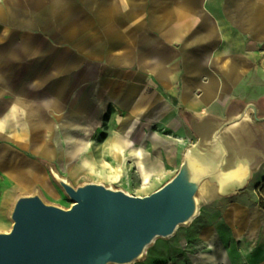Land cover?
Returning <instances> with one entry per match:
<instances>
[{
    "label": "crops",
    "instance_id": "1",
    "mask_svg": "<svg viewBox=\"0 0 264 264\" xmlns=\"http://www.w3.org/2000/svg\"><path fill=\"white\" fill-rule=\"evenodd\" d=\"M254 7L264 0H0L1 181L49 185L39 157L55 160L80 138L146 195L178 171L201 124L235 119L228 131L258 151L246 190L216 193L214 221L191 245L181 233L170 246L176 264H264V30L248 28ZM160 239L146 261L161 258Z\"/></svg>",
    "mask_w": 264,
    "mask_h": 264
},
{
    "label": "water",
    "instance_id": "2",
    "mask_svg": "<svg viewBox=\"0 0 264 264\" xmlns=\"http://www.w3.org/2000/svg\"><path fill=\"white\" fill-rule=\"evenodd\" d=\"M235 119L200 127L199 140L184 153L178 171L146 195L100 182L73 186L51 170L71 200L68 208L38 192L19 194L12 225L0 231V264H131L157 238H169L197 215L202 196L242 190L250 175L248 156L258 152L228 131Z\"/></svg>",
    "mask_w": 264,
    "mask_h": 264
},
{
    "label": "rangeland",
    "instance_id": "3",
    "mask_svg": "<svg viewBox=\"0 0 264 264\" xmlns=\"http://www.w3.org/2000/svg\"><path fill=\"white\" fill-rule=\"evenodd\" d=\"M256 79H258L259 81L260 77L258 78L249 76L248 80L255 81ZM262 95L264 96V76L261 77V83L259 85L258 91L256 92L257 97ZM255 104H264L263 98L259 97ZM95 134V131L91 128L87 131V135L90 137ZM84 135H82V137H84ZM80 143L81 142L79 138L77 139L76 147L74 146L71 148V150H67L65 154H63V150H61V155L55 160H49L43 157H39V162L47 170L49 185L44 186L43 183L36 182L32 185H26L23 183L18 187H13L16 184L12 183L11 185L9 182L7 186L4 181H1L0 179L1 199L5 200V193H8V203L5 207L8 222L5 228L0 229V231H8L10 229L12 225V221L9 217L10 210L12 208L14 200L19 194H32L34 192H38L41 197L48 203L59 205L64 208H68L71 205V200L55 180L51 170L56 171L61 177L67 179L73 186H78L85 182H100L105 184L106 186L119 188L130 194L142 196V194L145 192V188L133 186L134 183H132L130 178H127L125 176L122 171V167L111 170L107 167L99 166L96 162V158L92 154V151H87L86 153L83 149L85 154L82 153V148L79 149V147L81 146ZM117 160V158L113 159V161ZM245 190L246 188L239 190L237 193H242ZM216 198H218V195H216V192L214 191H210L208 195L204 194L199 204V210L196 217L190 223L179 226L173 236L160 239L158 241L159 243L155 248H160V246L163 247V254L161 258L156 260L150 258L146 261L147 252L149 248L153 246L152 243L147 247L144 256L131 264H176L175 262L178 258H180V256L176 252L174 247L170 246L172 240H175L177 236L182 233L183 237H185V239L187 240V244L191 245L195 241L196 231L214 221L216 213L219 210V206L216 204Z\"/></svg>",
    "mask_w": 264,
    "mask_h": 264
},
{
    "label": "bare ground",
    "instance_id": "4",
    "mask_svg": "<svg viewBox=\"0 0 264 264\" xmlns=\"http://www.w3.org/2000/svg\"><path fill=\"white\" fill-rule=\"evenodd\" d=\"M248 28L255 33H261L264 30V10L254 7L248 17ZM208 124L202 126V129H207Z\"/></svg>",
    "mask_w": 264,
    "mask_h": 264
},
{
    "label": "trees",
    "instance_id": "5",
    "mask_svg": "<svg viewBox=\"0 0 264 264\" xmlns=\"http://www.w3.org/2000/svg\"><path fill=\"white\" fill-rule=\"evenodd\" d=\"M257 192L259 194V207L264 211V179L262 180L261 184L257 186Z\"/></svg>",
    "mask_w": 264,
    "mask_h": 264
}]
</instances>
